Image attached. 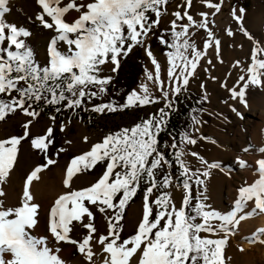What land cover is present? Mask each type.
Here are the masks:
<instances>
[{
  "label": "snow or ice",
  "instance_id": "snow-or-ice-1",
  "mask_svg": "<svg viewBox=\"0 0 264 264\" xmlns=\"http://www.w3.org/2000/svg\"><path fill=\"white\" fill-rule=\"evenodd\" d=\"M202 2L207 7L219 11L222 0L221 3H212L211 0ZM37 3L43 11L36 18L43 27L56 32L47 46L44 66L37 63L32 50L25 47L22 40H18V37H27L30 33L5 22L3 17L9 11L8 0H0V43L7 40L9 45L8 48H0V94L7 97L0 99V120L17 109L32 118L23 125V136L0 140V185L6 182L14 166L17 145L28 136L29 125L39 115L33 105L39 107L43 102L45 106L61 105L55 108L57 113L62 108L75 112L86 101L106 91L104 86L111 81L112 76L101 75L102 67L111 63V71L114 73L119 67L118 58L127 56L135 46L145 47L146 54L151 58L155 75L149 73L148 79L155 81L161 96L160 99L151 96L148 88L141 85L143 94L131 92L127 97L128 103L119 107L122 109L137 103L147 105L161 102L164 106L131 128H121L105 135L102 141L93 144L89 151L72 158L63 179V185L68 190L55 199L47 214L48 235L33 234L39 223L41 206L31 194L30 185L39 179L38 174L42 170L56 161L46 156V163L30 171L17 205H5L2 199L5 192L0 187V264H67L58 255L61 242L73 245L88 264H91L95 255L93 244L98 245L102 252L107 254L101 264H225L224 246L229 235L235 233L242 221L253 215L264 214V158L256 161L258 178L251 184L239 187L231 211L221 215L216 211L205 210L207 206L200 201H197L195 207L190 204V181L194 179L197 185L204 186L210 175L209 169L219 165L208 164L202 157H198V153L191 152V156L199 158L200 163L206 165L203 170L193 171L182 159L185 155L183 148L178 147L173 138L170 146L175 150L180 176L184 177L175 185L183 189L181 202L177 206L171 193L167 191L161 192L150 201L154 189H168L173 186L171 173L163 171L171 166V162L160 150L158 136L165 131L171 113L176 110V100L181 92L186 90L190 78L194 77L200 60L206 59L210 44H215L217 53L219 50L220 41L215 39L208 28V13L201 12V19L195 21L188 13L192 0H184L182 6H177L182 7V10L174 11L170 21L173 40L182 42L168 44L163 34L157 37L161 44L174 49L166 54L168 84L165 87V81L160 78V65L146 41L158 30L162 13L167 11L168 0H89L79 4L76 0H68L64 6H60L61 0H37ZM69 10L79 13L70 22L64 18ZM238 13L233 8L231 15L243 30L245 9L240 8ZM45 14L51 18V22L45 20ZM185 20L187 23L183 22ZM195 27L204 29L208 36V40L203 42L200 49L187 38L190 28ZM244 34L249 40L253 39L247 31ZM228 35H232L231 30H228ZM58 42L66 45L64 51L58 49ZM13 45L16 51L10 50ZM189 50L190 57L187 55ZM257 51L264 53L259 41L252 48V63L247 67V78L243 74L240 75L236 84L228 89L230 98H238L245 107L246 89L250 85L264 86V80L261 79L264 76V71H261L264 70V59L256 58ZM207 63L211 65V60H207ZM236 63L238 65L239 61ZM92 87H95L96 91H92ZM203 87L201 84V88ZM202 100L206 101L207 96H202ZM116 110L114 102L92 107V111L96 113ZM232 111L240 117L235 108H232ZM49 119L54 121L55 116L50 115ZM200 123L198 117L193 115V127ZM64 126L61 123V131ZM52 131V127H48L45 135L32 138L31 146L41 151L46 150L52 143ZM196 131H199L198 127ZM84 140L86 142L87 137H84ZM180 142L181 145H195L197 139L187 132H182ZM62 151L63 148L59 149L58 153ZM260 152L264 154V147L260 148ZM98 161H106L102 175L88 187L72 189V177L82 168L91 169ZM237 163L241 167L247 166V162L239 158ZM157 172L162 173L159 181L156 178ZM142 181L146 185L142 217L134 233L121 239L122 225L117 223L114 227L113 219L117 222L122 219L121 213L125 205L136 194ZM118 194V203H114ZM201 195L203 196V193ZM85 202L96 206L101 213L105 212V209H116L114 216L107 218V235L93 237L96 232L92 223L93 213ZM249 202H252L251 210L246 211L250 207ZM85 219L87 222H84ZM73 221L77 224L73 225ZM213 221L218 223L213 224ZM77 226L87 230V234L74 239L70 233ZM201 232L213 235L220 232L222 236L210 239L202 237ZM260 233H264V228L256 229L248 238L250 242L255 243ZM259 242L264 244V239ZM240 250L243 251V248Z\"/></svg>",
  "mask_w": 264,
  "mask_h": 264
},
{
  "label": "rangeland",
  "instance_id": "rangeland-1",
  "mask_svg": "<svg viewBox=\"0 0 264 264\" xmlns=\"http://www.w3.org/2000/svg\"><path fill=\"white\" fill-rule=\"evenodd\" d=\"M67 2L68 0H61V6H64ZM87 2L89 0H76L78 4ZM211 2L221 3V0H211ZM183 3L184 0H168L167 11L162 13L158 30L148 38L146 41L147 45L151 47L152 41L161 34H163V38L168 44L182 42L173 40L170 21L173 19L172 13L174 11L182 10V7L178 8L177 6H182ZM17 5L18 0H14V7H17ZM233 8L237 10V14H239L238 10L240 8L245 9L242 21L243 30L241 25L237 24L232 18L231 12ZM201 12L208 13V28L212 31L215 39L220 41L219 50L217 53L215 44L211 43L206 59L202 58L200 60L194 77L190 78L186 90H183L176 100L175 108L177 110L181 105L189 102L193 96H207V105L199 118L201 123L196 126L199 131H196V127L192 126L189 133L193 138L197 139V143L195 145H181V143L177 145L183 148L185 155L182 159L193 171L196 169L203 170L206 165H202L199 158L191 156V152L198 153V157H202L208 164L216 163L219 165V167L209 169L210 175L205 180L204 186L197 185L194 179L190 181V204L192 207H195L197 201H200L207 206L205 210L216 211L223 215L231 211L238 194V188L249 184L251 174H259L256 161L262 158L258 151L259 148L264 147V126L258 129L254 128V123L248 121L249 110L239 102L238 98L231 99L228 89L236 84L240 75L243 74L247 78L246 70L252 63V48L255 43L259 41V46L264 48V0H222L219 11L207 7L202 0H192L188 13L193 16L195 21H199L201 19L199 15ZM213 13L215 14L213 15ZM3 19L6 23L14 24L18 29L22 28L30 33L27 37H18V40H22L25 47L32 50L34 59L41 66H44L47 59V46L51 38L56 35V33H53L54 30L43 27V24L37 18L29 21L26 16H23L18 20H11L5 13ZM45 20L51 22V18L49 20L45 18ZM183 22L187 23L186 20ZM176 30L179 31V28ZM228 30L232 32L231 36L228 35ZM245 31L253 37L252 40H249L244 34ZM187 38L195 43L198 49L202 48L205 40H208L206 31L199 27L190 28ZM0 47L8 48L7 40L0 43ZM57 47L61 51L66 49V45L63 42H58ZM10 50L16 51L15 46H11ZM151 51L160 65V78L165 81V87H167V55L159 49H153L152 47ZM130 53H133V55H130V60V56H128V61L131 64H135L138 69L136 79L130 87H128V81H121L119 79V67L113 73L111 71L113 65L108 63L102 67L101 71V75L112 76L111 81L104 86L106 91L92 98L90 101H86L75 112L63 108L59 113L56 111L46 112L35 104L33 105L39 112V115L29 125L28 136L17 145L18 151L14 166L6 178V182L0 185L5 192V196L2 198L5 205L8 206L10 201L18 204L27 175L36 166L46 163L44 155L38 149H34L31 146V139L36 136L45 135L48 127H52V133L54 132L55 139L60 145L59 149L63 148L64 151L48 157L55 160L56 163L42 170L38 174L39 179L34 180L35 182L33 181L34 183L32 182L30 185V189H33L32 185L37 186L38 191L43 195L42 197H46L47 199L50 195L46 193L49 182L54 177L57 180L55 189L57 191L59 189L58 196L68 190L63 185V179L65 178L67 165L73 157L89 151L91 146L101 142L105 135L119 131L121 128H131L138 122L139 118L154 114L159 108L164 106L161 102L147 105H139L137 103L122 109L119 107L128 103L127 97L131 92L136 91L138 94H143L141 85H145L148 88L151 96L157 99H160L161 96L155 81L148 79V74L151 73L154 76L155 70L151 58L146 54L145 47L135 46ZM187 55L191 56V50L188 51ZM256 58L264 59V53L257 51ZM118 59L119 66L123 61L122 64L127 60L126 56H121ZM207 60H211V65H208ZM237 61H239L238 65ZM205 68H207V71H205ZM261 79L264 80V76ZM201 84L204 85L203 88H201ZM91 90L96 91V88L92 87ZM245 99L247 105L252 100L264 99V86L250 85L246 89ZM110 102H114L117 106L115 112L105 111L104 113H96L92 111L94 105ZM232 108H235L240 113V117L232 111ZM50 115L55 116L54 121L49 119ZM30 119L32 118L24 115L19 109L8 113L4 119L0 120V140L9 139L12 136H23L25 131L23 125ZM61 123L65 125L63 131H61ZM84 137H87L86 142ZM202 137H207V139H202ZM66 141H70V143H66ZM212 141H215V143ZM171 143H164L161 150L166 154V159L171 162V166L163 171L171 173L173 186H170L168 189H154L150 201L155 196L160 195L161 192L167 191L171 193L174 203L179 206L183 189L177 188L175 185L178 181H182L184 177L180 176V167L176 162V153L170 146ZM244 149L248 150L245 151ZM237 158L246 161L247 166L241 167L237 163ZM105 168L106 161H99L91 171L86 172L81 170L72 177L70 181L71 188L78 190L90 186L102 175ZM161 174V172H157L156 178L158 181ZM201 178L204 179V177ZM145 187L146 185L144 184L143 190L128 208L121 224L119 221L117 222L113 219L114 227L117 223L122 225V231L120 232L121 239L132 235L137 228L138 222L142 217ZM201 193H203V196ZM251 203L249 202L250 205ZM85 204L92 211L95 222L96 217L101 216L100 218L104 222L101 232L105 233L109 222L107 218L113 217L116 209H105V212L101 213L96 206L88 205L87 202ZM153 211H155L154 208ZM246 211H250L249 208ZM251 218L260 219L261 214L253 215ZM245 221L240 223L235 232L243 229ZM84 222H87V220L85 219ZM197 222H199V217L197 218ZM216 223L218 221H213V224ZM76 224L77 222L73 221V225ZM70 227L72 226L70 225ZM86 231L77 226L73 228L71 234H84ZM200 235L210 239H218L221 238L222 233L217 232L213 235L201 232ZM233 236V234L229 235L228 241L224 246L225 264H246L244 261V250H240L243 248L241 241L239 239H236L237 242L234 241Z\"/></svg>",
  "mask_w": 264,
  "mask_h": 264
},
{
  "label": "bare ground",
  "instance_id": "bare-ground-1",
  "mask_svg": "<svg viewBox=\"0 0 264 264\" xmlns=\"http://www.w3.org/2000/svg\"><path fill=\"white\" fill-rule=\"evenodd\" d=\"M7 7L9 11L6 13V16L11 20H18L22 18L23 16L24 17L26 16L29 21H32L33 19L37 17L38 14L42 13L43 11L42 7L37 3V0H18L17 7H14V0H8ZM78 14L79 13L75 10H69V12L65 13L64 18L70 22L74 20L78 16ZM45 18L48 20L50 19V17H47L46 14H45ZM53 33H56V32L53 31ZM209 49L207 50V52L209 51ZM246 108L247 110H249L248 121L254 123V128L258 129V128L263 127L264 126V99L252 100L247 105ZM258 153L262 156V158H264V154L260 152V148H259ZM57 172L59 173V171ZM258 176L259 174L257 173L253 175L251 174L250 179H249L250 180L249 184H251L255 179H257ZM56 181L57 180L55 177L50 179L49 186L46 192L47 194H50L48 196V199L46 197L45 198L42 197L43 195L40 194L37 186L35 187L34 185H32L33 189H30V192L33 195L35 201L41 206L39 223H38V226L34 229V232H33L34 235H37V236L47 235V214H48V211L51 205L54 203L55 199L58 197V192H59V189L58 191L57 189H55ZM13 205H17L16 202L10 201V204L8 206H13ZM249 210H251V205L249 207ZM100 217L99 216L96 217V222L94 220L92 221V223L96 225L95 227L96 232L93 233L94 238L98 237L99 235H104V234L107 235V231H108L107 227L105 229V233L101 232V230H103L104 222L102 221ZM258 228H264V214H261L260 219H252V218L248 219L247 221H245V223H243V229L233 234L234 241H236V239H239L241 241L244 254H245L244 261L246 264H264V244H261L259 242L261 239H264V233L258 234V238L255 243H251L250 240L248 239L252 236V233L255 232L256 229ZM86 234H87V231L84 234H71L70 233V236H72V238L74 239H79V238H82ZM59 247L61 250L58 253V255L62 259H64L67 262V264H88V261H86L84 256L80 254L73 245L65 244L61 242ZM92 250L95 253V255L93 256L91 264H101L103 257L107 254L103 253L101 248L96 244L92 245Z\"/></svg>",
  "mask_w": 264,
  "mask_h": 264
},
{
  "label": "trees",
  "instance_id": "trees-1",
  "mask_svg": "<svg viewBox=\"0 0 264 264\" xmlns=\"http://www.w3.org/2000/svg\"><path fill=\"white\" fill-rule=\"evenodd\" d=\"M7 31V30H6ZM165 40V39H164ZM166 41V40H165ZM151 47L153 49H159L162 53L167 54L170 51H174V49L167 47L164 44H161L159 42V40L157 38H155L152 43H151ZM2 48V47H0ZM132 56L133 53H128V55L126 56L125 60L126 62L124 64H120L119 66V70H118V77L121 81H128L129 82V86L130 87L135 79H136V75L138 74V69L137 66L135 64H131L130 61H128V56ZM131 56L129 57V60L131 58ZM37 62V61H36ZM38 63V62H37ZM0 99H7V97H5L4 95L0 94ZM207 105V100L204 101L202 100V96L200 95H196L193 96L189 102H187L186 104L181 105L177 110L173 111L168 119V123H167V127L165 129V131H163L159 136H158V140H159V148L161 150L162 146L164 143L167 142H172L173 138H175V141L177 144L181 143L180 142V134L182 132H187L190 133V130L192 128V116L195 115L198 117V119L201 117V114L204 110V108ZM61 105H47L45 106L43 104V102L40 103L39 107L42 110H45L46 112H53L55 111L56 107H60ZM196 110L195 112L193 110ZM62 110V109H61ZM148 116H142L141 118L138 119V122H141L144 119H147ZM52 137V143L48 145V148L44 151L39 150V152L44 155V158L47 156L50 157L51 155H57L58 150L60 148V145L58 144V141L55 139V135L54 132L51 134ZM99 162V161H98ZM98 162L91 167V169L89 170H84L82 168L83 171L89 172L91 171L97 164ZM143 186H144V182L142 181L140 183L139 188L137 189L136 194L127 202V204L125 205V208L123 209L121 215H122V219L119 221V223L121 224V222L123 221L126 212L128 210V208L130 207V205L136 200V198L140 195L141 191L143 190ZM118 198H119V194L117 195V197L114 198V203H118Z\"/></svg>",
  "mask_w": 264,
  "mask_h": 264
}]
</instances>
